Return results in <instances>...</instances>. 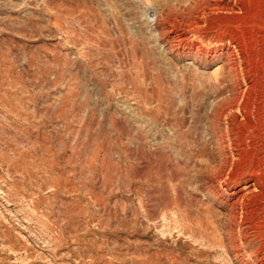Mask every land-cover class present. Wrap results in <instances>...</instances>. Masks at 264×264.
<instances>
[{
	"label": "rangeland",
	"instance_id": "1",
	"mask_svg": "<svg viewBox=\"0 0 264 264\" xmlns=\"http://www.w3.org/2000/svg\"><path fill=\"white\" fill-rule=\"evenodd\" d=\"M184 1L170 6L194 2ZM167 3L0 0V264H264V196L248 214L262 234L243 231L241 261L227 248L195 242L188 212L204 211L210 238L217 239L212 235L226 232L221 223L229 202L217 193L229 196L249 175L264 185V0H253L242 16L213 13L212 26L204 25L234 31L242 50L234 80L224 59L204 62L171 51L163 35L170 25L160 23ZM175 17V29L185 28V19ZM233 82L249 87L242 114H235L239 122L252 115L255 133L238 151L218 143L229 120H213ZM185 106L203 117L197 138H177L189 128L175 124ZM238 127L245 128L237 123L225 138L238 140ZM157 146L179 158L180 169L188 163L183 178H191L180 181L187 186L180 192L179 181L147 169ZM222 153L247 175L232 183L208 181L204 174Z\"/></svg>",
	"mask_w": 264,
	"mask_h": 264
},
{
	"label": "bare ground",
	"instance_id": "2",
	"mask_svg": "<svg viewBox=\"0 0 264 264\" xmlns=\"http://www.w3.org/2000/svg\"><path fill=\"white\" fill-rule=\"evenodd\" d=\"M166 1V0H164ZM168 3H167V6H170V2L172 0H167ZM184 1V0H183ZM194 2H192L191 4H187L185 6L182 7L183 3L181 4H175L173 6H170L168 9H165L163 10V15H161V22L160 23H163V25L165 26L167 23L168 25H170V27H166L165 26V31H164V39L166 40V42H168L169 44V48L171 49V51H174L176 52V54L178 53H182L184 56L185 55H189V56H193L195 57L196 59H198L199 61H204V62H214L216 60H219V59H224L225 60V63H226V67L227 69L229 70V74H227L228 78L231 77L230 79H233L234 80V76H232V73H235L236 69L238 66H241V54H242V50H241V46H239V43L236 42L235 38L236 36H234V34L232 35L230 32L231 29H224V30H219V27L216 28L215 27H207V29L204 28V25L205 24H210L213 22H211V19L210 20V17L213 13H228L231 15H233L232 17H238V15L240 14H243L242 12L246 11L247 12V8L249 6L252 5V2L253 0H193ZM181 2V1H180ZM185 2V1H184ZM258 3V2H257ZM256 3V4H257ZM259 4V3H258ZM166 5V4H165ZM181 7H178L180 6ZM178 7V9L176 8ZM167 8V7H166ZM180 8V9H179ZM249 9V8H248ZM252 9V8H251ZM162 13V12H161ZM178 14H180L182 16V18H184V22L186 24L185 28H181V30H177L175 29L176 27H179V26H176L175 24V19H176V15L178 16ZM214 16V14H213ZM217 16V15H216ZM220 16V15H219ZM242 16V15H241ZM245 17V16H244ZM172 18V19H171ZM216 18V17H215ZM228 18V17H226ZM231 18V17H230ZM243 18V17H242ZM246 18V17H245ZM178 19V18H177ZM225 19V18H224ZM233 19V18H232ZM230 19V20H232ZM235 19V18H234ZM233 19V20H234ZM180 20V19H179ZM182 20V19H181ZM219 20V19H217ZM239 20V19H238ZM229 21V20H227ZM226 21V22H227ZM215 22H216V19H215ZM223 22L225 25L227 24L226 22L224 21H221ZM232 22V21H231ZM177 23V22H176ZM232 23H235V22H232ZM183 24V23H182ZM217 24H220V21L219 23ZM223 24V25H224ZM230 23H228V26H229ZM238 24V23H237ZM244 24V23H243ZM159 25V24H158ZM167 25V26H168ZM181 25V24H179ZM214 25V24H213ZM222 25V24H220ZM233 25V24H232ZM240 25V24H239ZM176 26V27H175ZM219 26V25H218ZM182 27V26H181ZM222 27V26H221ZM220 27V28H221ZM231 27V26H229ZM234 27V26H233ZM225 28V27H224ZM228 28V27H227ZM238 28V27H237ZM222 29V28H221ZM233 29V28H232ZM236 29V27H235ZM241 28H239L240 30ZM245 31V30H244ZM243 31V34H245ZM234 32V31H233ZM232 32V33H233ZM237 32V30H236ZM240 33V31L238 32ZM237 33V34H238ZM247 33V32H246ZM188 34H191L193 36L192 39H190V35ZM246 35V34H245ZM243 36V35H242ZM240 37V36H239ZM241 38V37H240ZM195 41H199L200 44L197 45V49L196 51L192 52V48L194 46V43ZM205 41H209L207 43H209L208 46H205L204 42ZM241 45V44H240ZM243 45V44H242ZM249 47V46H248ZM248 50V49H247ZM170 51V50H169ZM246 53V52H245ZM195 59V60H196ZM245 60V59H244ZM246 61V60H245ZM244 62V61H243ZM246 66V65H245ZM225 67V69H226ZM251 67V66H250ZM242 68V67H241ZM250 69V68H249ZM244 70V69H243ZM227 72V71H226ZM251 72V71H250ZM253 72V71H252ZM234 75V74H233ZM237 75V73H236ZM235 75V77H236ZM239 75V74H238ZM243 75V74H242ZM256 75V74H255ZM223 76V75H222ZM233 77V78H232ZM240 78V77H239ZM242 78V77H241ZM238 79V78H237ZM236 80V79H235ZM239 82V81H237ZM236 83V81H235ZM239 84V83H237ZM237 84H234L231 83L230 86H227L226 88L230 89L231 90V93L229 96H227L226 98L222 99V101H220L213 109V120H219L223 117L227 118L229 120L228 122V128L226 130L225 133H221L219 135V138L218 139V143H219V146L222 147V148H226L228 146L229 147H232V149H236L243 141H245V139L248 138V135H250L251 133L252 134H255L254 132H252V130L254 129V126H253V123H252V115L250 118H247L246 121H243L244 120V117H243V120L242 122L240 121L239 122V119H238V116L236 113V111L240 112V111H243V108H244V105L243 104V100L245 99V96H247L246 94L249 92V87H246L244 89H239V87L237 86ZM240 85H241V82H240ZM243 86V85H242ZM253 86V85H252ZM241 87V86H240ZM255 87V86H254ZM220 90H222L221 88H219ZM224 91H226L227 89H223ZM229 92V90L227 91ZM254 93V92H253ZM224 94V93H223ZM222 94V95H223ZM162 96H159V100L161 99ZM246 100V99H245ZM244 100V101H245ZM170 106V105H169ZM172 107V106H171ZM195 106H193L192 108H189L188 106H185V107H182L180 108L179 110H181L182 112V115L181 116H177L176 119V125L178 127V130H182L185 126L188 125V129L186 131H179L180 133V137L178 135V139L181 138H185V137H188V136H192L194 135L195 131L198 130V128H200V125H201V122H202V118L203 117H200V116H197L196 113L194 112L195 109H194ZM150 108V107H149ZM174 108H175V105H174ZM198 108H200L198 106ZM148 109V108H147ZM190 110V113L191 115L188 117V116H184L186 114L185 111L187 112V110ZM262 109V108H261ZM165 110V109H164ZM185 110V111H184ZM169 111V110H168ZM212 111V110H211ZM170 112V111H169ZM241 113V112H240ZM161 114V113H160ZM173 114V113H171ZM184 114V115H183ZM242 114V113H241ZM246 114V113H244ZM248 114V113H247ZM263 114V113H262ZM158 115V114H157ZM166 115V114H165ZM261 115V114H259ZM248 116V115H247ZM162 117V116H161ZM159 117V118H161ZM168 117H172V116H168ZM254 117V116H253ZM157 118V117H156ZM210 118V117H209ZM158 119V118H157ZM150 120V119H149ZM169 120V119H168ZM261 120V119H260ZM160 121V120H159ZM153 122V121H152ZM213 122V121H212ZM163 123V122H162ZM174 123V122H173ZM238 123V125H244L245 128L244 129H241L240 127H238L235 131L238 135V140H233L231 138L227 139L225 138V136H229L232 131L234 130V125H236ZM149 127V126H148ZM218 127V126H217ZM256 127V126H255ZM119 129V128H118ZM147 129V128H146ZM149 129V128H148ZM216 132L218 131L216 127L213 128ZM213 130V132H214ZM221 132V131H219ZM223 132V131H222ZM152 133V132H151ZM218 133V132H217ZM235 133V134H236ZM196 134V133H195ZM262 134V133H261ZM199 135V134H198ZM149 136V135H148ZM195 136V135H194ZM196 137V136H195ZM200 137V136H199ZM198 137V138H199ZM192 138V137H191ZM197 138V137H196ZM262 138V137H261ZM176 139V140H178ZM166 140V139H165ZM194 140V138H193ZM181 141V140H180ZM189 141V140H188ZM195 141V140H194ZM193 141V143H194ZM176 142V141H175ZM181 145L184 144L183 143V140L181 141ZM186 142V141H184ZM191 142V141H190ZM203 142V141H202ZM167 143V142H166ZM164 143V144H166ZM177 143V142H176ZM226 143V145H224ZM146 146L147 144L144 143ZM157 144V143H156ZM174 144V143H173ZM172 144V145H173ZM178 144V143H177ZM192 144V143H191ZM247 144V143H246ZM159 145V144H157ZM175 145V144H174ZM173 145V146H174ZM180 145V144H179ZM141 146V145H140ZM178 146V145H177ZM176 146V148H177ZM183 146V145H182ZM185 146L187 147V144H185ZM184 146V147H185ZM194 146V145H193ZM192 146V147H193ZM142 147V146H141ZM140 147V148H141ZM145 147V146H144ZM158 149L153 152L154 155H155V158H154V161L151 162L149 161L148 163V167L147 169L148 170H154L157 172V174L159 175H164L162 180L164 179L165 177V174L170 178L172 179V181H179L176 188L178 189V192H180L181 190H183V186L182 185V182L180 181H188V179H190L191 177L189 178H183V176H185L186 173L185 172V169H188V167H186V164L185 165V168L180 169L181 168V163H180V160L178 159H175V161L177 162L178 166H180V168L176 165V162L170 158H172L173 156H170L167 157L166 154L164 153L163 151V147L161 148V146H157ZM165 147V146H164ZM217 147V146H216ZM175 148V147H172V149ZM179 148V147H178ZM182 148V147H181ZM194 148V147H193ZM192 148V149H193ZM221 148V149H222ZM240 146L238 147V150H239ZM144 149V148H143ZM154 149V148H153ZM171 149V150H172ZM190 149V148H189ZM203 149V148H202ZM242 149V148H241ZM166 150V149H165ZM184 150H186L184 148ZM188 150V148H187ZM196 150V149H195ZM224 150V149H222ZM225 150H228L227 148ZM224 150V151H225ZM237 150V149H236ZM237 150V151H238ZM190 151V150H188ZM201 151V150H200ZM171 152V151H170ZM174 152V151H172ZM191 152V151H190ZM219 152V151H218ZM235 152V151H234ZM187 153V152H186ZM194 153V152H193ZM196 153V151H195ZM230 153V152H229ZM245 153V152H244ZM178 154V153H177ZM228 154V152H227ZM232 154V151L231 153ZM234 154V153H233ZM239 154V153H238ZM198 155V154H197ZM215 155V154H214ZM229 155V154H228ZM189 156V155H187ZM186 156V157H187ZM194 156V155H193ZM192 156V157H193ZM210 156V155H209ZM208 156V157H209ZM227 156V155H226ZM224 153L221 154V160L219 161V163L215 166V167H210L211 165L209 164V167H210V170L208 171H204L205 172V176L207 177L208 181H213L214 183L215 182H220V183H232V182H235L237 179H239L243 174L247 175V170L244 171L243 173H241L240 170H238L237 168L234 167V159L231 161V159L229 157H226ZM239 156V155H238ZM237 156V157H238ZM139 157V156H138ZM185 157V156H184ZM190 157H191V154H190ZM189 157V158H190ZM201 157V156H200ZM233 157V156H232ZM188 158V161H193V159L191 158V160ZM234 158V157H233ZM152 160V159H151ZM182 160V159H181ZM207 160V159H206ZM186 161V159H185ZM187 161V162H188ZM200 161V159H199ZM151 162V163H150ZM183 162V161H182ZM202 162V161H201ZM211 162V161H210ZM184 163V162H183ZM191 163V162H190ZM205 163V162H203ZM241 163V162H240ZM185 164V163H184ZM190 165V164H189ZM208 165V164H206ZM206 165L204 167H206ZM250 165V164H249ZM142 166V165H141ZM146 167V166H145ZM183 167V166H182ZM207 166V168H209ZM243 167V166H242ZM249 167V166H248ZM212 168V169H211ZM241 168V167H240ZM192 169V168H190ZM189 169V170H190ZM255 170V169H254ZM261 170V169H260ZM198 171V170H197ZM202 171V170H201ZM253 171V170H252ZM259 171V169L257 170ZM144 172V171H143ZM203 172V171H202ZM203 172V173H204ZM153 173V172H152ZM151 173V174H152ZM192 173V172H189V174ZM198 177L200 178V176H203L202 173L199 174V171L196 172ZM150 174V176H151ZM154 174V173H153ZM242 174V175H241ZM254 174V173H252ZM262 174V173H261ZM137 175V174H135ZM192 175V174H190ZM196 175V174H195ZM194 175V176H195ZM196 175V176H197ZM149 176V177H150ZM251 176L252 175H249L245 178L244 182H243V185L236 189V190H233L229 196L226 195L225 192H218L217 195H218V199L221 198V197H224V198H229V202H227V207H228V214H226V223H221L222 224V227L223 229L225 228L224 231V236H216V234L212 235V238L213 237H216L217 239L213 238L211 239L210 236L211 234L209 233V230H210V224H209V221H207L208 219V216L204 215L203 214H206L204 213V211H201L200 208L198 207H195V209L191 210V209H188V212H189V215L191 218L194 217L195 220L192 221V223H194L195 226L193 225H190V226H193V227H190L189 226V231L191 233V236L193 237V239L195 240V242H199L200 244V241L201 240V246H211V245H217V246H220V247H224V248H227L231 253H234V257L237 258V260L239 259L240 261L242 260L241 257L243 256L242 253L243 251L245 250V247L242 246L243 243V239H247V237L245 235H243V231L245 229H252L254 234L258 237L262 234V230H259V228L257 227V225L255 226L251 221L252 219H250L248 217V214L250 213L249 211H253L252 210V206H254L255 204V201L259 198L261 199V197L264 196V188L260 182L262 181H259V179L257 178V176H253L254 179H251ZM263 176V175H262ZM188 177V176H187ZM193 177V175H192ZM260 177V175H259ZM140 178V177H139ZM152 178V177H151ZM156 178V177H154ZM143 179V178H142ZM149 179V178H148ZM194 179V178H193ZM197 179V178H196ZM203 180V177L200 178ZM264 179V178H263ZM144 180V179H143ZM151 180V179H150ZM154 180V179H153ZM158 180V178H157ZM161 180V181H162ZM168 180V179H167ZM199 180V179H198ZM191 181V180H190ZM206 181V180H205ZM147 182V181H146ZM149 182V181H148ZM189 182V181H188ZM264 182V181H263ZM210 183V182H209ZM213 184V183H212ZM211 184V185H212ZM167 185V184H166ZM169 185V184H168ZM175 185V184H174ZM204 185V184H203ZM202 185V186H203ZM200 186V185H199ZM230 186V185H229ZM164 187V186H163ZM168 187V186H167ZM187 187V186H186ZM223 188V187H222ZM230 188V187H229ZM228 188V190H229ZM149 189V188H148ZM147 189V190H148ZM162 190V189H161ZM211 190L213 191L214 188H213V185L211 186ZM164 191V190H163ZM230 191V190H229ZM132 192V191H131ZM146 192V191H145ZM185 192V191H184ZM209 192V191H208ZM171 194V193H169ZM183 194V193H182ZM163 195V194H162ZM167 195V194H166ZM177 196V194H176ZM176 196H174L176 198ZM179 196V195H178ZM183 195H180V198H182ZM167 197V196H165ZM173 197V198H174ZM179 198V199H180ZM166 199V198H165ZM168 199V198H167ZM183 199V198H182ZM157 200V199H156ZM177 200V198H176ZM223 200V199H222ZM263 201H261V203H264V199H262ZM167 201V200H166ZM179 201V200H178ZM186 201V200H185ZM220 201V200H219ZM260 201V200H259ZM149 202V201H148ZM174 202V201H173ZM176 202V201H175ZM200 202V201H199ZM223 202V201H222ZM145 203V202H144ZM178 203V202H177ZM181 203V202H179ZM258 203V202H257ZM173 204V203H172ZM182 204H185L182 203ZM189 205L186 204V207H193V204L192 203H188ZM200 204V203H199ZM221 204V203H220ZM145 205V204H144ZM175 205H178L175 203ZM180 205V204H179ZM225 205V206H226ZM260 205V203H259ZM146 206V205H145ZM149 206V205H148ZM173 206V205H172ZM171 206V207H172ZM181 206V205H180ZM185 207V205H183ZM185 207V208H186ZM256 207V206H255ZM261 207V206H259ZM171 209V208H170ZM176 209V208H175ZM184 209V208H183ZM176 211V210H175ZM174 211V212H175ZM179 211V209H178ZM181 211V210H180ZM185 212V211H184ZM187 212V211H186ZM187 212V213H188ZM212 212V211H211ZM254 212V211H253ZM147 213V212H146ZM180 215V214H179ZM179 217V216H178ZM186 217V215H185ZM138 218V217H137ZM254 218V217H253ZM180 220V219H179ZM210 220V219H209ZM178 221V220H177ZM256 221V220H255ZM180 222V221H179ZM223 222V220H222ZM259 222V221H258ZM183 224V223H182ZM186 224V223H185ZM177 225V224H176ZM213 225V223H212ZM263 226V225H262ZM221 227V226H220ZM221 227V228H222ZM183 229V228H182ZM228 229V230H226ZM183 233V232H182ZM264 233V232H263ZM186 234V233H185ZM246 234V233H245ZM183 236V235H182ZM186 236V235H185ZM255 237V236H254ZM225 241L228 242V247L227 245L225 244ZM262 242V241H261ZM260 242V243H261ZM262 247V246H261ZM210 248V247H209ZM249 248H250V244H249ZM257 249V248H256ZM264 249V248H263ZM177 250V249H176ZM198 250V249H197ZM211 250V248H210ZM200 252H205V254L207 253L208 254V249H205V250H198ZM197 251V252H198ZM181 252V251H180ZM196 252V253H197ZM245 252V251H244ZM193 253V252H192ZM263 253V252H262ZM198 254V253H197ZM210 255V254H209ZM251 255H257V252L256 250L253 251V253ZM250 255V256H251ZM174 257V256H173ZM244 257V256H243ZM169 259V258H168ZM211 259V258H210ZM170 260V259H169ZM176 261V260H175ZM206 261V260H205ZM208 261V260H207ZM203 262V260H202ZM201 262V263H202ZM200 263V264H201Z\"/></svg>",
	"mask_w": 264,
	"mask_h": 264
}]
</instances>
